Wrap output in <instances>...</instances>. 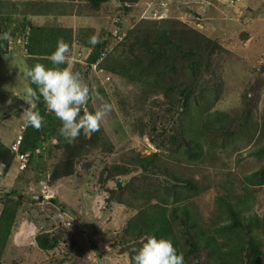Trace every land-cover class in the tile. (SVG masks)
Wrapping results in <instances>:
<instances>
[{
	"label": "trees",
	"instance_id": "1",
	"mask_svg": "<svg viewBox=\"0 0 264 264\" xmlns=\"http://www.w3.org/2000/svg\"><path fill=\"white\" fill-rule=\"evenodd\" d=\"M106 1L89 0V5L99 10ZM130 1L133 2L118 0L114 7L122 13L130 12L131 6L127 3ZM27 4L31 7L12 10V14L29 10L32 13L40 2L30 0ZM9 11L2 17L7 23H1L0 32L16 29L13 23L9 26L13 16ZM21 23L19 29L26 30L25 18ZM101 41L95 46L88 44L91 51L86 58V67L89 69L108 53L110 39L105 33ZM7 46V41H1L0 55L7 52ZM218 48L223 49L218 40L197 28L177 32L168 26L148 30L131 43L132 58L128 63L132 66V78L129 81H136L141 87L136 93V97L139 96L137 103L129 106L132 125L135 130L138 128L133 132L147 136L158 151L142 154L132 150L120 162L104 160L98 179L109 207L117 203L136 210L117 241L119 251L128 255L130 264H134L136 251L152 235L170 237L184 252L185 264H264V214L261 217L246 214L252 206L253 188L264 186V140L251 150L262 163L258 169L244 176L234 170L221 172L226 177L216 179L215 213L209 221L196 205V200L213 187L202 172L207 155L205 140L224 152L237 149L254 129V113L259 112L261 103L256 92L248 91L242 95L238 107L214 110L225 91L219 65L214 63L215 56L219 55ZM29 60V63H41L42 60L51 65L46 56ZM127 72L123 71L122 76H129ZM98 93L101 99L99 103L90 99V111L99 107L103 100L112 103L106 88L99 89ZM126 103V100H119L123 113L129 112ZM38 110L45 117V125L39 131L25 125L20 152L29 153L32 164L37 150L57 138L55 145L60 147L63 155L54 167L53 178L74 175L76 170L79 171L76 164L91 150L105 152L106 158L113 153L115 145L108 143L103 123L98 132L90 136L82 132L78 139L69 143L58 132L61 122L47 112L42 100ZM260 110L264 117V102ZM113 111L116 113L115 109ZM16 156L0 141V163L7 171L17 165ZM86 166L85 172L95 174L94 164L88 162ZM121 175L132 176L123 184L116 179ZM111 179L115 180V185L109 188L107 184ZM8 191L5 197H0L4 203L0 214V256L17 220L21 204L17 196H23L17 189ZM107 210L105 208L100 218H105ZM36 241L43 250H52L59 245L60 238L52 237L46 231L39 233Z\"/></svg>",
	"mask_w": 264,
	"mask_h": 264
},
{
	"label": "rangeland",
	"instance_id": "2",
	"mask_svg": "<svg viewBox=\"0 0 264 264\" xmlns=\"http://www.w3.org/2000/svg\"><path fill=\"white\" fill-rule=\"evenodd\" d=\"M29 1L2 0L0 28L1 23L6 21L2 17H6L7 11L11 10L9 12L15 18L11 16L9 26L13 23L16 29L11 28L8 32L17 48L23 42L30 44L42 37L53 39L50 49L55 51L58 39L63 36L62 39L71 47V66L83 74L92 89V100L99 103V89L106 88L108 92L116 113L112 110L103 126L109 137L108 143L115 145V149L107 158L105 152L91 150L76 164L79 171L56 179L52 173L63 154L55 145L58 139L54 138L44 145V152L43 149L38 151L34 162L29 163L26 169H19L16 164L8 171L5 168L1 179L5 177L6 185H0V197H5L10 188L19 190L23 196H17L21 204L16 223L0 256V264H130L128 255L119 251L117 241L136 210L117 203L110 208L98 179L104 160L120 162L132 150L142 154L158 151L147 136L133 132L138 128L135 130L130 116V107L137 103L139 96L136 97V93L141 87L138 82L129 81L132 78L129 49L131 43L148 30L168 26L183 32L197 28L218 40L223 49H217L219 55L215 56L214 63L219 65L225 91L214 110L238 107L242 95L248 91L256 92L261 99L259 112L254 113V129L237 149L224 152L205 140L207 155L202 172L206 173L213 187L196 200L201 215L209 221L215 213L216 179L226 177L221 172L234 170L244 176L260 167L261 161L251 154V150L264 140V117L260 110L264 102V0H132V3L127 2L131 11L123 13L114 7L118 0L104 2L99 10L92 9L89 0H35L40 4L32 10L33 14L43 10L50 11L54 16L48 17L44 26L37 25L35 19L26 20L31 10L12 14V10L31 7L27 4ZM64 11L66 14L61 13ZM59 15L66 17L61 19ZM16 18L18 21H15ZM23 18L27 22L26 30L19 29ZM104 33L110 39L108 53L99 64L89 69L86 67L89 38L96 35L101 40ZM36 63L16 65L25 74L28 65L33 67ZM117 70V74L114 73ZM123 71H128L130 75L123 77ZM10 96L15 97L13 94ZM120 99L126 100L129 112L123 113ZM4 106L0 107V131L9 129L11 133L14 130L15 134L23 136L25 127L13 125L14 118L11 117L16 115L24 124L23 112L13 111L11 104ZM0 140L7 144L10 142L1 135ZM88 162L97 168L95 174L85 172ZM125 177L121 175L116 179L120 181ZM107 185L112 188L115 180L111 179ZM253 195L252 206L246 214L261 217L264 214V186L253 188ZM3 205L0 200V214ZM105 208L109 210L102 219L100 216ZM46 231L52 237L59 236V245L55 249L43 250L39 247L36 236Z\"/></svg>",
	"mask_w": 264,
	"mask_h": 264
},
{
	"label": "clouds",
	"instance_id": "3",
	"mask_svg": "<svg viewBox=\"0 0 264 264\" xmlns=\"http://www.w3.org/2000/svg\"><path fill=\"white\" fill-rule=\"evenodd\" d=\"M0 41H7L9 45L12 41L11 33L0 32ZM101 42L96 35L89 38V43L93 46ZM70 54V45L60 39L55 51L47 57L51 61L50 66L36 63L26 70V77L35 87L25 88L23 99L28 107L24 109L22 115L28 126L38 131L42 129L45 125V117L38 110V104L42 100L47 112L54 114L61 122V127L58 129L59 134L67 142L72 143L79 138L82 132L86 136L98 132L106 116L113 110V105L109 102H102L99 107H95L94 111L89 110L88 104L92 97V89L83 74L78 70H73L69 61ZM20 136L17 133L11 145H6L17 154V166L24 170L29 165L30 154L20 152L22 136L18 150L13 148ZM25 154L28 156L24 161L20 156ZM23 163H25L24 167H22ZM133 260L134 264H185L184 252L178 249L170 237L157 238L154 235L146 238L136 251Z\"/></svg>",
	"mask_w": 264,
	"mask_h": 264
},
{
	"label": "crops",
	"instance_id": "4",
	"mask_svg": "<svg viewBox=\"0 0 264 264\" xmlns=\"http://www.w3.org/2000/svg\"><path fill=\"white\" fill-rule=\"evenodd\" d=\"M64 13L66 14V12ZM52 16L53 14L50 13V11L38 10V12L34 14L32 12L30 13V15H27L26 20L32 21L33 19H35L37 25L44 26L47 18L48 17L52 18ZM59 17L63 19L66 16L59 15ZM26 28H27V22H26ZM62 38L63 36L59 38L58 40ZM53 43L54 42L52 38L40 37L39 39L35 40L33 43H30L28 45L23 44L22 46H19L17 44L19 46L18 48L16 47V45L7 46V52L0 56V107L4 106V104L5 105L11 104L13 106V111L15 109V110H20L21 112H23L24 109L28 107L23 97L25 96V88L28 86H31L30 80L26 77L24 73L21 72V70L18 68L19 65H16V63L22 64V62H24L26 64V62L29 63V61H31L29 60L30 58H36V57L43 58L44 56L48 57V55L54 52L52 51L53 49H50V46L53 45ZM89 46H87L86 48L91 51V47ZM2 59H3V62H2ZM71 60L69 59L70 62ZM10 94L15 95V97L12 98ZM1 100H4V102H2ZM11 117L14 118V121L12 123L13 125L15 126L20 125L21 128L25 127L26 122L22 124V122L18 120V117H16V115L11 116ZM0 135L1 137L3 136L4 138L8 139V141H10L9 143H11L13 139L15 138V135L17 134H15L14 130L13 132L10 133L9 129H6V130L1 129ZM0 141H3V140H0ZM9 143L8 144L5 143V144L9 145ZM4 169H5V166L0 163V176H2ZM4 179L5 177H3L0 180L1 185H6Z\"/></svg>",
	"mask_w": 264,
	"mask_h": 264
},
{
	"label": "built area",
	"instance_id": "5",
	"mask_svg": "<svg viewBox=\"0 0 264 264\" xmlns=\"http://www.w3.org/2000/svg\"><path fill=\"white\" fill-rule=\"evenodd\" d=\"M13 41H11V43L9 44V46H13ZM24 44H27L28 42H23ZM0 45H1V41H0ZM20 139H21V136L19 137V139H18V141H17V143L13 146V148H14V150H18V147H19V144H20ZM27 154H25V155H21L20 157L25 161L26 160V158H27ZM25 166V163H23L22 164V167H24Z\"/></svg>",
	"mask_w": 264,
	"mask_h": 264
},
{
	"label": "water",
	"instance_id": "6",
	"mask_svg": "<svg viewBox=\"0 0 264 264\" xmlns=\"http://www.w3.org/2000/svg\"><path fill=\"white\" fill-rule=\"evenodd\" d=\"M131 176H129L130 178ZM123 184H125L126 181H129L128 177H125V178H120L119 179Z\"/></svg>",
	"mask_w": 264,
	"mask_h": 264
}]
</instances>
